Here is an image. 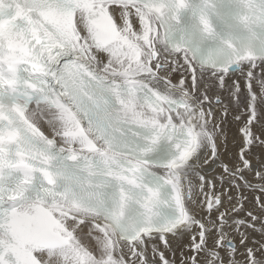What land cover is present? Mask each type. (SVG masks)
<instances>
[{
	"label": "snow or ice",
	"instance_id": "snow-or-ice-1",
	"mask_svg": "<svg viewBox=\"0 0 264 264\" xmlns=\"http://www.w3.org/2000/svg\"><path fill=\"white\" fill-rule=\"evenodd\" d=\"M0 264H264V0H0Z\"/></svg>",
	"mask_w": 264,
	"mask_h": 264
},
{
	"label": "bare ground",
	"instance_id": "bare-ground-1",
	"mask_svg": "<svg viewBox=\"0 0 264 264\" xmlns=\"http://www.w3.org/2000/svg\"><path fill=\"white\" fill-rule=\"evenodd\" d=\"M229 137H233V136H238L239 133H238V129L235 125H232L230 130H229V133H228ZM229 147L231 148L232 147V144L230 143L229 144ZM235 151H238V148L237 149H234ZM257 152H259V150L257 149Z\"/></svg>",
	"mask_w": 264,
	"mask_h": 264
}]
</instances>
